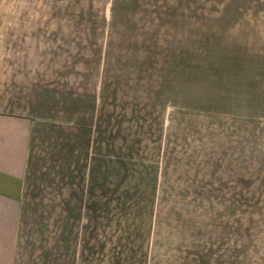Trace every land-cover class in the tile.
<instances>
[{
    "label": "rangeland",
    "instance_id": "1",
    "mask_svg": "<svg viewBox=\"0 0 264 264\" xmlns=\"http://www.w3.org/2000/svg\"><path fill=\"white\" fill-rule=\"evenodd\" d=\"M63 1L56 8L90 20L71 23L75 38L60 46L42 39L48 52L33 55V75L56 80L63 99L79 94L85 109L94 106L86 92L97 93L94 119L81 117L76 136L95 177L89 220L111 224L121 244L113 254L129 264L142 254L150 264H264V90L241 75L242 66L264 68V55L248 54L246 38L225 37L235 8ZM145 239L152 245L137 247Z\"/></svg>",
    "mask_w": 264,
    "mask_h": 264
},
{
    "label": "crops",
    "instance_id": "2",
    "mask_svg": "<svg viewBox=\"0 0 264 264\" xmlns=\"http://www.w3.org/2000/svg\"><path fill=\"white\" fill-rule=\"evenodd\" d=\"M63 4L0 0V264H129L126 255L112 252L121 244L113 241L111 224L88 216L97 209L86 204L95 177L90 180V159L81 163L76 133L81 117L94 119L97 93L86 92L94 106L85 109L77 102L79 94L63 99L56 80L41 82L33 75L40 68L33 55L48 52L42 39L45 44L55 38L52 43L60 46L62 39L75 38L76 25L71 23L90 20L86 14L56 8ZM225 5L235 8L223 19L225 37L246 38L248 54L264 55V0H227ZM256 69L244 74L241 67L244 85L264 90V68ZM81 107L86 112L81 114ZM87 132H93L90 126ZM151 241L142 240L137 247L151 246ZM142 256L136 264H150V254Z\"/></svg>",
    "mask_w": 264,
    "mask_h": 264
}]
</instances>
